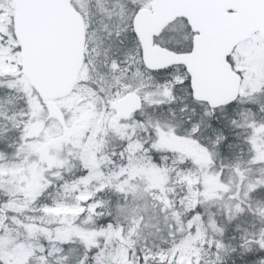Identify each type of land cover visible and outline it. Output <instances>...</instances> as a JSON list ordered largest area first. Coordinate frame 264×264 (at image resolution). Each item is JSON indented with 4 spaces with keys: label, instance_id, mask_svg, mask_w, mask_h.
<instances>
[{
    "label": "snow or ice",
    "instance_id": "obj_1",
    "mask_svg": "<svg viewBox=\"0 0 264 264\" xmlns=\"http://www.w3.org/2000/svg\"><path fill=\"white\" fill-rule=\"evenodd\" d=\"M0 145V264H264V0H0Z\"/></svg>",
    "mask_w": 264,
    "mask_h": 264
},
{
    "label": "rangeland",
    "instance_id": "obj_2",
    "mask_svg": "<svg viewBox=\"0 0 264 264\" xmlns=\"http://www.w3.org/2000/svg\"><path fill=\"white\" fill-rule=\"evenodd\" d=\"M233 149H234L235 159H236L237 156H239L241 154V152H243L245 154V157H247V152H248V145L247 144L242 143V144L238 145V147H235ZM221 159L224 160L226 163L227 162H234L235 161V159L233 161H230V157L228 159H225L224 157H222V150H221ZM141 171L143 173V176L146 177L151 182L152 185H156V184H158L160 182V177L159 176H157V175H155V174H153V173H151L149 171H146V170H141ZM137 174H140V173H137ZM262 191H264V190H262ZM108 194H110V193H107L106 195H108ZM106 197L108 198V200H111V196L110 195L109 196H106ZM258 198L259 199H264V197H258ZM47 202L48 203H51L50 200L47 201ZM233 223H234V228H233L232 231H230V234L231 235H235L236 238H237V240H239L240 234H239V236H237V234L239 232L237 231V229L235 227V222H233Z\"/></svg>",
    "mask_w": 264,
    "mask_h": 264
},
{
    "label": "trees",
    "instance_id": "obj_3",
    "mask_svg": "<svg viewBox=\"0 0 264 264\" xmlns=\"http://www.w3.org/2000/svg\"><path fill=\"white\" fill-rule=\"evenodd\" d=\"M240 132L239 129L234 130L232 136L230 137L229 143L235 144V145H240L242 143H244L243 141V137L242 136H237L236 133ZM4 149V146L0 145V151H2ZM222 157H224L225 159H228L230 157V161H233L235 159V155H234V149H228V148H224L222 149ZM246 158V157H245ZM79 175V173H78ZM110 194L105 195L104 198L108 199L106 196H111V201L115 202L117 199H119L118 194H116L115 192H108ZM103 222V221H101ZM234 228V223H233V227L231 228L230 231H232ZM240 233L237 234V236H239ZM231 236H235V235H231Z\"/></svg>",
    "mask_w": 264,
    "mask_h": 264
},
{
    "label": "water",
    "instance_id": "obj_4",
    "mask_svg": "<svg viewBox=\"0 0 264 264\" xmlns=\"http://www.w3.org/2000/svg\"><path fill=\"white\" fill-rule=\"evenodd\" d=\"M127 110V105H123L122 106V111H126Z\"/></svg>",
    "mask_w": 264,
    "mask_h": 264
},
{
    "label": "flooded vegetation",
    "instance_id": "obj_5",
    "mask_svg": "<svg viewBox=\"0 0 264 264\" xmlns=\"http://www.w3.org/2000/svg\"><path fill=\"white\" fill-rule=\"evenodd\" d=\"M78 174V173H77Z\"/></svg>",
    "mask_w": 264,
    "mask_h": 264
}]
</instances>
